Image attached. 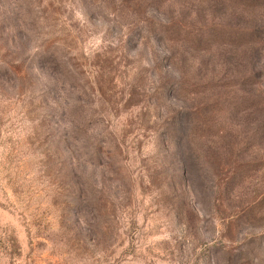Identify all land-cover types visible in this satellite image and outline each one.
I'll return each instance as SVG.
<instances>
[{
    "label": "rangeland",
    "instance_id": "obj_1",
    "mask_svg": "<svg viewBox=\"0 0 264 264\" xmlns=\"http://www.w3.org/2000/svg\"><path fill=\"white\" fill-rule=\"evenodd\" d=\"M0 264H264V0H0Z\"/></svg>",
    "mask_w": 264,
    "mask_h": 264
}]
</instances>
